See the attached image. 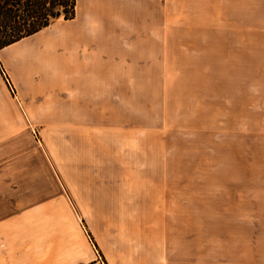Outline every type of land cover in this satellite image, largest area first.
Wrapping results in <instances>:
<instances>
[{
    "label": "rangeland",
    "instance_id": "obj_1",
    "mask_svg": "<svg viewBox=\"0 0 264 264\" xmlns=\"http://www.w3.org/2000/svg\"><path fill=\"white\" fill-rule=\"evenodd\" d=\"M212 3L131 14L103 91L0 49V264H264V0Z\"/></svg>",
    "mask_w": 264,
    "mask_h": 264
},
{
    "label": "crops",
    "instance_id": "obj_2",
    "mask_svg": "<svg viewBox=\"0 0 264 264\" xmlns=\"http://www.w3.org/2000/svg\"><path fill=\"white\" fill-rule=\"evenodd\" d=\"M75 1V16L72 19L54 21L39 32L13 43L38 45L41 58L45 57L49 62L55 61L57 75L67 78L65 86L89 85L91 88L82 90L95 92L103 91L98 88L101 84L114 85L119 82V77L124 73L120 72L122 65H125L122 62L134 60V54L130 57L129 54L121 53L120 47L123 44L137 43L135 38L131 41L129 37L120 36V23L131 14H137V18L142 21L148 19L152 28H167L169 0ZM171 2L178 6H209L206 11H215L212 8L213 0H170ZM139 43H147V40L143 39ZM44 51L51 54L45 56Z\"/></svg>",
    "mask_w": 264,
    "mask_h": 264
},
{
    "label": "trees",
    "instance_id": "obj_3",
    "mask_svg": "<svg viewBox=\"0 0 264 264\" xmlns=\"http://www.w3.org/2000/svg\"><path fill=\"white\" fill-rule=\"evenodd\" d=\"M74 16L75 0H0V49Z\"/></svg>",
    "mask_w": 264,
    "mask_h": 264
}]
</instances>
